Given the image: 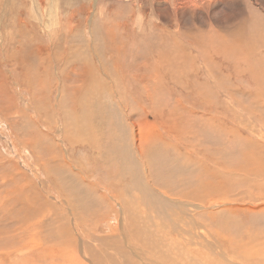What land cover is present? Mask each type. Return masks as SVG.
Segmentation results:
<instances>
[{
  "label": "rangeland",
  "instance_id": "rangeland-1",
  "mask_svg": "<svg viewBox=\"0 0 264 264\" xmlns=\"http://www.w3.org/2000/svg\"><path fill=\"white\" fill-rule=\"evenodd\" d=\"M107 1L0 0V264H264V0Z\"/></svg>",
  "mask_w": 264,
  "mask_h": 264
},
{
  "label": "bare ground",
  "instance_id": "bare-ground-1",
  "mask_svg": "<svg viewBox=\"0 0 264 264\" xmlns=\"http://www.w3.org/2000/svg\"><path fill=\"white\" fill-rule=\"evenodd\" d=\"M46 1L47 0H34V3H33V9L35 10V11H37L38 10V12H43V11H45L46 13H47V8H45L46 6H45V3H46ZM60 1L61 0H48V3H49V5H51L52 6V9H51V12H50V14H51V16H52V18H53V20L56 22L55 24H52L51 26H49V28H51V27H53V26H57V25H59L60 23H61V14L59 13V11L57 10V7L59 6V3H60ZM65 1V0H64ZM71 1V0H70ZM76 1V0H75ZM77 1H79V0H77ZM97 1V0H96ZM107 1V0H106ZM114 1H117V2H123V3H126V2H135L136 0H114ZM144 1H149L150 2V4L152 5V7L154 8V9H159L160 11H162L163 12V15H165V16H169V17H172L173 19H174V21H177V22H181V19L183 18V17H195V13L196 12H199V13H202V14H204L205 15V17H207V18H209V17H213V16H216V17H220V18H225L228 14H230V13H234V11H236L237 9L236 8H233L234 6H233V3L236 1V0H140V2L141 3H143ZM22 2V1H21ZM27 2V1H26ZM108 2V1H107ZM62 3V2H61ZM25 4H27V3H25ZM24 4V5H25ZM23 5V6H24ZM30 5V4H29ZM21 6H22V4H21ZM20 6V7H21ZM22 6V7H23ZM45 6V7H44ZM97 6V5H96ZM135 7H136V5H135ZM54 8H55V11H54ZM233 8V9H232ZM11 11V10H10ZM158 11V10H157ZM162 15V14H161ZM72 17V16H71ZM70 17V18H71ZM68 18V17H67ZM135 18V17H134ZM133 18V19H134ZM73 19V18H72ZM202 19V18H201ZM7 20V19H6ZM142 20H144V16L143 15H139L137 18H136V24H137V26L139 27V28H142V27H144L143 26V21ZM215 20V19H214ZM177 22H175L177 25H178V23ZM119 25H121L120 23H118ZM211 25H212V23H211ZM210 25V26H211ZM244 26V25H243ZM234 27H237V25H235ZM155 28V27H154ZM18 29V28H17ZM16 29V30H17ZM52 29V28H51ZM157 29L158 30H164V29H162V28H160V27H158L157 26ZM241 29V28H240ZM8 30V29H7ZM47 30V29H46ZM210 31H213V33L214 32H216V30H215V28H210ZM234 32V31H233ZM234 34V33H233ZM235 34H236V32H235ZM239 34V33H238ZM263 34V33H262ZM232 36H234V35H232ZM237 35H235V37H236ZM240 62V61H239ZM77 111V110H76ZM66 112V111H65ZM74 112H75V110H74ZM69 113V112H68ZM69 124V123H68ZM65 125V124H64ZM70 126V125H69ZM68 126V127H69ZM73 126V125H72ZM84 127V126H83ZM82 127V128H83ZM137 127V126H136ZM73 128V127H72ZM64 129V128H63ZM48 130V129H47ZM61 130V129H60ZM136 130H137V128H136ZM80 132V131H79ZM76 133H77V131H76ZM158 133V132H157ZM73 134V133H72ZM91 134V133H90ZM89 135V134H88ZM43 136V135H42ZM73 136V135H72ZM68 139V138H67ZM81 138H79V140H80ZM89 138H87V141H89L88 140ZM74 140V139H73ZM84 140H86V139H83L82 141H83V144H84ZM81 141V142H82ZM35 142V141H34ZM45 142H47V141H45ZM37 143V142H36ZM91 143V142H90ZM69 144V143H68ZM88 144V143H87ZM86 144V145H87ZM91 144H93V143H91ZM34 145V144H33ZM45 145V144H44ZM54 145V144H53ZM89 145V144H88ZM94 145V144H93ZM35 146V145H34ZM72 150V149H71ZM68 161V160H67ZM65 162V161H64ZM63 162V163H64ZM256 174V173H255ZM202 177V176H201ZM255 183H257V182H255ZM197 185V184H196ZM204 186H207V185H204ZM190 189V188H189ZM193 189V188H192ZM195 189V188H194ZM255 189V188H254ZM157 190V189H156ZM195 191H196V189H195ZM252 191V190H251ZM164 192V191H163ZM159 195V194H158ZM28 198V197H27ZM14 199V198H13ZM124 199V198H123ZM11 200V199H10ZM125 200H126V198H125ZM173 200H174V198H173ZM182 200V199H181ZM14 202H15V200H13ZM19 201V200H18ZM17 202V201H16ZM24 202V201H23ZM27 202H28V200H27ZM53 202V201H52ZM177 202V201H176ZM184 202H185V200H184ZM189 202V201H188ZM187 202V203H188ZM25 204V203H24ZM190 204V203H189ZM31 205V204H30ZM26 206V205H25ZM132 206V205H131ZM176 207V206H175ZM24 208H26V207H24ZM30 209H31V207H29ZM38 208V207H37ZM111 208V207H110ZM129 208V207H128ZM183 208V207H182ZM185 208V207H184ZM109 209V208H108ZM135 209V208H134ZM179 209V208H178ZM11 210V209H10ZM25 210V209H24ZM110 210V209H109ZM109 210H107V212L109 211ZM136 210V209H135ZM26 211H29V210H26ZM180 211V210H179ZM15 212V211H14ZM24 213H25V211H24ZM128 214V213H127ZM16 215V214H15ZM19 215V214H18ZM23 215V214H22ZM27 215V214H26ZM28 215H29V213H28ZM126 215V214H125ZM130 215V214H129ZM21 216V215H20ZM25 216V215H24ZM134 216V215H133ZM171 216H174V218H176L175 217V215H172L171 214ZM180 216V215H179ZM11 218V217H10ZM80 218V217H79ZM140 218V217H139ZM195 218V217H194ZM20 220V219H19ZM28 220H30V219H28ZM77 220V219H76ZM128 220V219H127ZM156 220V219H155ZM172 220V219H171ZM32 221V220H31ZM189 221H191V220H189ZM13 222V221H12ZM16 222V221H15ZM174 222V221H173ZM98 223H99V221H98ZM123 223V222H122ZM136 223V222H135ZM146 223V222H145ZM144 223V220H143V224H145ZM182 223V222H181ZM185 223V222H184ZM183 223V224H184ZM1 224V223H0ZM9 225H10V223H8ZM176 224V223H175ZM157 225V224H156ZM178 225V224H177ZM187 225V224H186ZM199 225V224H198ZM14 226V225H13ZM60 226V225H59ZM98 226V225H97ZM170 226H172V224L170 225ZM2 227H4V226H2ZM1 227V228H2ZM18 227H20V226H18ZM23 227V226H22ZM48 227V226H47ZM61 227V226H60ZM138 227V226H137ZM157 227V226H156ZM199 227H200V225L198 226V228L197 229H199ZM207 227H209L208 225H207ZM181 228V227H180ZM184 228V227H183ZM9 229H12V227L11 228H9ZM26 229V228H25ZM115 229V228H114ZM117 229V228H116ZM127 229V228H126ZM148 229V228H147ZM155 229V228H154ZM160 229V228H159ZM177 229V228H176ZM190 229V228H189ZM193 229V228H192ZM210 229V228H209ZM5 230V229H4ZM3 230V231H4ZM62 230V229H61ZM169 230V229H168ZM171 230H172V228H171ZM185 230V229H184ZM183 230V231H184ZM188 230V229H187ZM0 231H2V229L0 230ZM11 231V230H10ZM9 231V232H10ZM59 231V230H58ZM141 231V230H140ZM163 231V230H162ZM205 231V230H204ZM4 232H6V231H4ZM14 232V231H13ZM29 232V231H28ZM31 232V231H30ZM122 232V231H121ZM148 232H149V230H148ZM158 232V231H157ZM192 232V231H191ZM202 232H203V230H202ZM211 232V231H210ZM245 232H247V231H245ZM2 233V232H1ZM8 233V232H7ZM27 233V232H26ZM54 233H56V232H54ZM61 233H63V231L61 232ZM145 233V232H144ZM170 233V232H169ZM178 233H179V235L182 233V232H180V230L178 231ZM195 233V232H194ZM196 233H197V231H196ZM31 234V233H30ZM111 234H113V236L112 237H114V235H116L115 233H111ZM150 234V233H149ZM152 234V233H151ZM153 234H155V232L153 233ZM159 234V233H158ZM174 234V233H173ZM176 234V233H175ZM190 234V233H189ZM218 234V233H217ZM220 234V233H219ZM230 234V233H229ZM229 234H227V235H229ZM2 235H3V233H2ZM2 235H0V237L2 236ZM10 235V234H9ZM8 235V236H9ZM20 235V234H19ZM22 235H24V234H22ZM21 235V236H22ZM55 236H56V234H54ZM110 235V234H109ZM108 235V236H109ZM126 235V234H125ZM157 235V234H156ZM160 235V234H159ZM163 235V234H162ZM178 235V236H179ZM201 235V234H200ZM246 235V234H245ZM3 236H5V234L3 235ZM13 237L14 236H16V234L15 235H12ZM25 236H27V234L25 235ZM61 236H65L64 235V233L61 235ZM146 236H148V233L146 234ZM155 236V235H154ZM184 236H186V235H184L183 234V237ZM192 236V235H191ZM190 236V237H191ZM202 236V235H201ZM207 236V235H206ZM30 237V236H29ZM28 236H27V238H29ZM31 237H33V236H31ZM117 237V236H116ZM144 237V236H143ZM163 237V236H162ZM196 237V236H195ZM197 237H200V236H197ZM228 237V236H227ZM7 238V236L5 237V239ZM11 238V237H10ZM23 238V237H22ZM26 238V237H25ZM35 238V237H34ZM58 238V237H57ZM105 238V237H104ZM119 238V236L117 237V239ZM126 238H128V237H126ZM141 238V237H140ZM148 238V237H147ZM193 238V237H192ZM201 238V237H200ZM209 238V237H208ZM4 239V240H5ZM39 239V238H38ZM62 239V238H61ZM65 239V238H64ZM110 238H108V239H106V241L108 240V241H110L111 240V242H112V239H110ZM119 239H121V238H119ZM134 239H136V238H134ZM166 239V238H165ZM195 239V238H194ZM199 239V238H198ZM204 239V238H203ZM225 239V238H224ZM226 239H228V238H226ZM3 240V241H4ZM7 240V239H6ZM10 240V239H9ZM8 240V241H9ZM11 240H12V238H11ZM18 240V239H17ZM24 240V239H23ZM31 240V239H30ZM83 240V239H82ZM105 239H103V241H104ZM123 240V239H122ZM125 240H127V239H125ZM137 240H139V239H137ZM169 240V239H168ZM186 240V239H185ZM213 240V239H212ZM229 240H231L230 238H229ZM244 240V239H243ZM1 241V240H0ZM14 241V240H13ZM25 241H27V240H25ZM57 241H58V239H57ZM62 241H63V239H62ZM88 241V240H87ZM90 241V240H89ZM114 241V240H113ZM135 241V240H134ZM146 241V240H145ZM154 241V240H153ZM188 241H190V240H188ZM198 241V240H197ZM208 241V240H207ZM219 241V240H218ZM10 242V241H9ZM14 242H16V241H14ZM18 242V241H17ZM20 242H22V241H20ZM56 242V241H55ZM58 242H60V241H58ZM58 242H56V243H58ZM65 242V241H64ZM115 242H118V241H115ZM122 242V241H121ZM125 242V241H124ZM128 242H131V241H128ZM168 242V241H167ZM182 242H184V240L182 241ZM191 242V241H190ZM213 242V241H212ZM230 242V241H229ZM253 241H251V243H252ZM5 243H7L6 241H5ZM4 243V244H5ZM12 243V242H11ZM10 243V244H11ZM23 243V242H22ZM66 243V242H65ZM64 243V244H65ZM105 243H107V242H105ZM118 243H120V240H119V242ZM138 243V242H137ZM144 243V242H143ZM160 243V242H159ZM165 243V242H164ZM163 242H162V244H164ZM187 243V242H186ZM231 243V242H230ZM246 243V242H245ZM260 243H262V242H260ZM17 244V243H16ZM25 244V242L23 243V245ZM41 244V243H40ZM116 244V243H115ZM115 244H113L114 246L113 247H115L116 249H117V247L115 246ZM122 244H124L123 242H122ZM133 244V243H132ZM138 244H141V243H138ZM154 244H156V243H154ZM161 244V243H160ZM8 245H9V243H8ZM19 245V244H18ZM21 245V244H20ZM19 245V246H20ZM22 245V246H23ZM25 245H27V244H25ZM25 245L23 246V247H25ZM28 245H29V243H28ZM42 245V244H41ZM75 245V244H74ZM86 245V244H85ZM118 245V244H117ZM120 245V244H119ZM134 245V244H133ZM186 245V244H185ZM239 245V244H238ZM247 245V244H246ZM259 245V244H258ZM0 246L2 247L3 245H1V243H0ZM53 246V245H52ZM87 246H88V244H87ZM90 246H92V244L90 245ZM97 246H99V245H97ZM121 246H123V245H121ZM141 246V245H140ZM180 246V245H179ZM192 246V245H191ZM227 246V245H226ZM241 246V245H240ZM253 246V245H252ZM11 247H13L12 246V244H11ZM18 247V246H17ZM31 247V246H30ZM38 247V246H37ZM42 247V246H41ZM84 247V246H83ZM92 247H94V246H92ZM103 247V246H102ZM101 247V248H102ZM106 247V246H105ZM105 247H103V249L105 248ZM120 247V246H119ZM125 248L127 247L128 248V246H124ZM153 247V246H152ZM162 247V246H161ZM186 247V246H185ZM193 247V246H192ZM199 247H200V244H199ZM230 247V246H229ZM245 247V246H244ZM251 247V246H250ZM256 247H257V245H256ZM259 247V246H258ZM14 248H16V247H13L12 248V252H13V249ZM21 249H22V247H20ZM19 248V249H20ZM28 248V247H27ZM27 248H26V250H27ZM33 248V247H32ZM77 248V247H76ZM91 248V247H90ZM98 248V247H97ZM97 248H95L96 250H98V252L96 253L97 255H98V253H99V248L97 249ZM115 248H113V249H111V247H110V252H111V250H114ZM120 248H123V247H120ZM124 248V249H125ZM126 248V249H127ZM135 248V247H134ZM137 248V247H136ZM204 248V247H203ZM207 248V247H206ZM253 248V247H252ZM255 248V247H254ZM260 248V247H259ZM11 248H9V250H10ZM24 249V248H23ZM28 249H30V248H28ZM61 249V248H60ZM92 249V248H91ZM94 249V248H93ZM141 249V248H140ZM190 249V248H189ZM192 249H194V248H192ZM237 249V248H236ZM242 249V248H241ZM246 249V248H245ZM258 249V248H257ZM256 249V250H257ZM15 250V249H14ZM25 250V251H26ZM33 250V249H32ZM40 250V249H39ZM38 250V251H39ZM77 250V249H76ZM105 250H106V248H105ZM188 250V249H187ZM197 250V249H196ZM226 250V249H225ZM233 250V249H232ZM237 250H239V248L237 249ZM236 250V251H237ZM243 250V249H242ZM249 250V249H248ZM18 252H20L19 250H17ZM81 251V250H80ZM94 251V250H93ZM107 251V250H106ZM106 251H104V253L106 252ZM109 251H107V252H109ZM124 251H127V250H124ZM129 251V250H128ZM127 251V252H128ZM166 251V250H165ZM193 251V250H192ZM245 251V250H244ZM250 251V250H249ZM22 252V251H21ZM34 252V251H33ZM88 252V251H87ZM106 252V253H107ZM112 252H114V251H112ZM122 252V251H121ZM120 252V253H121ZM127 252H125V253H127ZM130 252V251H129ZM133 252V251H132ZM139 252V251H138ZM226 252V251H225ZM255 252V251H254ZM253 252V253H254ZM257 252H259V251H257ZM17 253V252H16ZM36 253H37V251H36ZM82 253V252H81ZM85 253V252H84ZM94 253V252H93ZM118 253H119V251H118ZM131 253V252H130ZM140 253H142V250H140ZM157 253H159V252H157ZM176 253V252H175ZM174 253V254H175ZM227 253V252H226ZM231 253H232V251H231ZM234 253V252H233ZM248 253V252H247ZM253 253H252V255H253ZM260 253V252H259ZM262 253V252H261ZM1 254H2V252H1ZM11 254V253H10ZM41 254H43V253H41ZM41 254L39 255V256H41ZM77 254H78V252H77ZM83 254V253H82ZM90 254V253H89ZM117 254V253H116ZM115 254V255H116ZM137 254V253H136ZM144 254V253H143ZM154 254V253H153ZM152 254V255H153ZM180 254V253H179ZM249 254V253H248ZM258 254V253H257ZM31 255V254H30ZM33 255V254H32ZM48 255V254H47ZM63 255V254H62ZM92 255V254H91ZM99 255H102V254H99ZM98 255V256H99ZM109 255H112V254H110L109 253ZM108 255V257L109 258H112V256H109ZM176 255V254H175ZM209 255V254H208ZM259 255H261V254H259ZM2 256V255H1ZM6 256H8L7 254H6ZM14 256V255H13ZM35 256V255H34ZM77 256H79V255H77ZM85 256H87V255H85ZM97 256V257H98ZM104 256H105V254H104ZM114 256V255H113ZM119 257H121V254L120 255H118ZM169 256H171V255H169ZM179 256V255H178ZM182 256V255H181ZM210 256V255H209ZM228 256V255H227ZM226 256V257H227ZM236 256H238V255H236ZM44 257H45V255H44ZM59 257V256H58ZM57 257V258H58ZM102 258H103V256H101ZM106 257H107V255H106ZM105 257V258H106ZM116 257V256H115ZM124 257V256H123ZM192 257V256H191ZM229 257V256H228ZM233 257H235V256H233ZM238 257H241V256H238ZM256 257V256H255ZM258 257V256H257ZM9 258H11V257H9ZM16 258H18V257H16ZM46 258V257H45ZM55 258V257H54ZM75 258H77V257H75ZM86 257H84V259H85ZM90 258V257H89ZM101 258V259H102ZM104 258V259H105ZM109 258H107L108 259V261L109 260H111V259H109ZM141 258V257H140ZM174 257L172 256V259H173ZM176 258H177V256H176ZM4 258H2V260H3ZM6 259H7V257H6ZM14 259V258H13ZM12 259V260H13ZM41 258H39V260H40ZM50 259V258H49ZM98 259H99V257H98ZM118 259H120V258H117L116 259V261L118 260ZM125 258H123V260H124ZM133 259V258H132ZM141 259H143V258H141ZM145 259V258H144ZM200 259V258H199ZM229 259H230V257H229ZM237 259V258H236ZM0 260H1V258H0ZM46 260V259H45ZM78 260V259H77ZM122 260V259H121ZM136 260V259H135ZM189 260V259H188ZM228 260V259H227ZM7 261V260H6ZM11 261V260H10ZM41 261H43V260H41ZM41 261H39V262H41ZM66 261V260H65ZM64 261V262H65ZM76 261V260H75ZM81 262L83 261L82 259L80 260ZM107 261V260H106ZM108 261H107V263H108ZM112 261L113 262H115V260L112 258ZM138 261V260H137ZM150 261H152V260H150ZM173 261V260H172ZM179 261V260H178ZM182 261V260H181ZM209 261H211V260H209ZM5 262V261H4ZM4 262L2 263V264H4ZM12 262V261H11ZM36 262H38V261H36ZM38 262V263H39ZM48 262V261H47ZM53 262V261H52ZM71 262V261H70ZM73 262V261H72ZM85 262V261H84ZM99 262V261H98ZM103 262H105V261H103ZM110 262V261H109ZM112 262V263H113ZM118 262V261H117ZM120 262V261H119ZM174 262H175V260H174ZM180 262V261H179ZM238 262H242L241 260H239ZM251 262V261H250ZM27 263V262H26ZM34 263V262H33ZM46 263V262H45ZM61 263V262H60ZM68 263V262H67ZM74 263V262H73ZM78 263V262H77ZM86 263V262H85ZM106 263V262H105ZM111 263V262H110ZM111 263V264H112ZM176 263H177V259H176ZM231 263V262H230ZM234 263V262H233ZM236 263V262H235ZM42 264V263H41ZM48 264V263H47ZM50 264H52V263H50ZM54 264V263H53ZM64 264V263H63ZM72 264V263H71ZM81 264V263H80ZM103 264V263H102ZM109 264V263H108ZM141 264V263H140ZM152 264V263H151ZM157 264V263H156ZM164 264V263H163ZM180 264V263H179ZM183 264V263H182ZM188 264V263H187ZM240 264V263H239Z\"/></svg>",
  "mask_w": 264,
  "mask_h": 264
}]
</instances>
